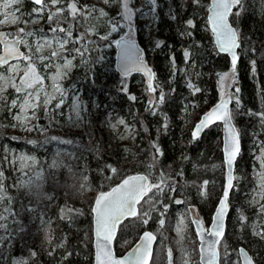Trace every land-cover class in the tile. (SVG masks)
Returning <instances> with one entry per match:
<instances>
[{
    "label": "trees",
    "instance_id": "16d2710c",
    "mask_svg": "<svg viewBox=\"0 0 264 264\" xmlns=\"http://www.w3.org/2000/svg\"><path fill=\"white\" fill-rule=\"evenodd\" d=\"M131 1L135 4L136 0ZM147 1L155 5V13L150 15V29L154 34L153 43H151L153 44L151 45L152 51L148 52V45L139 35L136 39L144 49L145 61L155 74L153 85L154 87L159 86L155 93L159 96L162 90L164 100L156 108L154 106L150 108L149 104L141 100V93L131 85V82L140 75L134 74L123 78L115 71L113 42L118 37L123 36L122 30L110 36L109 40L100 39L102 37L100 35H93L92 41L95 48L98 49L93 54L94 59L91 63L87 62L86 65L88 71L95 76L94 83L89 90L92 89L97 92L95 100L100 107L92 118L88 139L82 140L78 146H75V149L85 154L82 156L84 158L83 169L85 173H88L91 182L96 185L97 194L108 191L129 175L144 174L149 178V181L156 182L157 176L163 173L165 180L168 178V181H178L182 178L186 182L185 184L198 185L194 190L196 194L193 193L192 188L184 189L185 198L193 201L201 191L199 186L203 185L204 181H208L206 199L202 204H198V210L203 222L199 220L205 227H209L212 214L222 194V188H224L225 168L220 151L221 133L216 130L218 125H214L207 128L195 140L189 133L183 136L181 135L182 124L179 117L183 109L182 100L188 94H194L198 101L206 99L207 108L200 113L201 115L220 99L219 76L222 73L231 72L230 60L225 54L218 53L215 49L212 34L209 36L208 43L205 44V37L198 29L199 21L196 13L199 8L197 5L191 3L190 7L182 12L178 0H167L160 5L158 0ZM24 3L27 9H32L34 6L28 0H24ZM235 11L234 9L233 12ZM188 21H192L194 26H190ZM229 21L238 31L240 38L236 77L235 81H231L230 86L232 91V120L239 132L241 144V152L234 167V177L236 174L243 175L245 173L247 179L252 161L251 157L245 153L246 139L249 133H253L261 142H264V125L258 116L250 114L264 111V80L260 73V58L264 50V11L257 9L256 0H243V8L240 10V14L238 16L231 15ZM184 31L190 37L186 41L180 36ZM106 44L108 45V55L104 56L100 48ZM179 46H182V49L189 47L193 51L199 52L204 58V61L199 63L205 70L203 72L212 73L214 76L213 82L210 78L204 79L198 84L199 92H194L188 85L182 87L180 80L176 77L177 74L174 73L177 64L181 62L183 57V55H179L182 49L179 52L176 51ZM169 48H171L173 60H176L173 69L168 67L172 59L167 54ZM241 48L246 51L245 55H243ZM102 55L105 59L103 66L105 65L106 72L98 73L94 69L97 66L95 62L101 61ZM251 71L253 74L250 73ZM75 73L72 75L74 80L78 78L81 81L87 80L80 73ZM89 84L91 85V83ZM237 87L239 88L238 93L235 91ZM85 91L87 92L86 88ZM130 96H134L136 99L132 100L129 98ZM237 98L240 102L239 107L235 103ZM113 109L122 114L127 112L136 120L139 128L137 142L129 147L117 143L109 133L98 128L103 114ZM199 118H196L195 121H198ZM5 138L9 143L14 142L18 149H27L30 152L28 147L33 146L30 143L12 140L9 136ZM153 144L159 148L162 154H157L156 149L152 147ZM45 147L50 148L51 141ZM41 148H43L41 145L34 144V149L41 150ZM109 166L117 171L113 173ZM246 179L245 182L248 183L237 182L238 188H236V179L234 181L235 187L229 197L231 208L229 207L222 243H227L233 252L238 251V248L242 246L255 258L256 264H264V240L259 236L250 235L246 227L247 222L240 223L241 229L239 230L233 228L232 222L230 223L233 207L239 205L237 194L250 185V181H246ZM73 181V179L67 178L63 179L62 185L60 182V184L56 183L52 186L59 200V206L56 209L58 216L56 235L58 239L62 237L66 239L63 251L52 253V250L46 249L38 235L35 234L36 230L31 222L30 209L28 211L25 209L20 200L22 196L15 195L8 184H4L7 188V195L11 197L12 202L9 206L15 214L13 216L19 220L17 228L14 230L16 237L13 249L17 259L26 262V264H93L92 215L89 207H92L95 197L86 203L79 202ZM163 193L159 197L160 202L164 201L168 190L165 189ZM141 202L138 204V215L119 225L114 241V250L118 256L126 252L137 241L136 236H133L136 231L139 235L146 230L155 234L152 223L143 225L142 219L137 220ZM65 206L77 209L79 214H74L70 221L60 219L61 209ZM161 206L159 205L160 208ZM244 213L248 217L249 209L244 210ZM157 215V211L154 210L151 214L152 221L156 219ZM157 248L155 257H153V251V264H164V253L160 247ZM67 253H71V255L68 256ZM55 254H58L59 257H56ZM57 258L60 260L59 263H57L58 261L55 262ZM1 260L0 255V264H2Z\"/></svg>",
    "mask_w": 264,
    "mask_h": 264
},
{
    "label": "rangeland",
    "instance_id": "374dc122",
    "mask_svg": "<svg viewBox=\"0 0 264 264\" xmlns=\"http://www.w3.org/2000/svg\"><path fill=\"white\" fill-rule=\"evenodd\" d=\"M167 0H158L159 5ZM81 3L94 5L97 9H104L107 12L106 16H99L98 13H94L92 17L89 18L87 26L94 29L95 35L106 36L107 39H110V36L115 34L117 31L122 30L123 36H129L136 39L138 35L141 39L148 45V52L152 51L151 43H153L154 34L151 32L150 26V15L155 13V5L147 0H136L133 4L130 0L129 7L132 9L131 20H124L122 18V6L113 3L111 5H105L103 0H81ZM178 3L181 5V10L186 11L192 0H178ZM210 0H200V4L197 5L199 11H197V20L199 21V32L202 33L205 37V44L211 36V32L208 27V22L206 20L207 8ZM22 12L24 13L23 19L31 20L32 17L29 16L31 9L26 8V4L23 2L20 5ZM134 7V8H133ZM256 7L259 11H264V0H256ZM45 23V24H43ZM99 25V28H98ZM23 25L16 26H0V31L11 33L10 37H15L17 28ZM115 30L113 31V27ZM40 29H44L45 33H48V25L46 20H40L36 24H29L26 27V31H32L35 35L28 38L29 42L33 45L39 40L42 33ZM50 36L51 34L48 33ZM183 40L189 39V34L185 31L180 34ZM93 36L90 37L92 40ZM115 41V40H114ZM150 41V42H149ZM114 45V42H113ZM24 53L27 54L29 49L23 47ZM89 52L85 53L83 60L80 57H77L73 63L76 65L67 78L62 81V86L66 89V95L64 97V103L60 109L52 111L56 101L52 102V105L49 106L47 113L43 108L37 110L36 115L37 119L32 123L37 125L32 131H25L20 127H11V124L14 123L12 116L9 114L6 107L3 104H0V171L4 173V184L7 183L9 188L14 192V194H19L21 201L25 206V209H31V222L35 226V234L38 235L40 241L43 243L46 249L52 250V252L63 251V247L66 243L65 237L58 239L56 235V224L58 222L56 209L58 208V196L56 191L53 189V185L63 181V179L71 178L73 183H75V193L79 198V202L86 203L91 198L93 199L97 194L96 185L93 184L89 178L88 173L84 171V158L83 154L79 150L75 149V146H78L82 140H87L88 135L90 134L91 121L92 118L96 115L97 110L99 109V103L95 100L97 92L89 88L93 85L95 76L88 71L86 63H91L94 59L93 54L96 52L95 44H88ZM103 55H108V45L101 47ZM182 49V46L177 47V52ZM243 49V55L246 51ZM188 52L189 55L186 58L184 53ZM239 53V52H238ZM47 54V50H45ZM92 54V55H91ZM167 54L170 56V69L175 66L176 60H173L171 48L167 51ZM91 55V56H89ZM102 55L101 61L95 62L97 66L94 67L98 73L106 72L105 59ZM180 56L183 55L181 62L177 64L176 71H174L178 80H180L181 86L186 87L189 83L198 86L201 81L204 79L208 80L211 78L213 82L214 76L212 73L203 72L205 71L201 64L204 61V58L201 57L199 52L193 51L189 47H184L180 51ZM89 57V58H87ZM261 66L260 73L264 80V50L261 56ZM12 63H19L21 67L24 66L23 61H15ZM60 63V61H56ZM93 64V63H92ZM94 66V64H93ZM42 71H44L46 76H51L55 73V68L44 69L43 65H38ZM252 70H254L252 68ZM0 72H3L0 69ZM80 73L82 76L86 77L87 80L81 81L80 78L74 80L72 75L74 73ZM75 73V74H76ZM204 73V74H203ZM253 74V71L250 72ZM225 74V73H222ZM221 74V75H222ZM78 75V74H77ZM18 81V77L16 78ZM87 81V84H86ZM200 81V82H199ZM220 82V80H219ZM91 83V85L89 84ZM46 84H51L50 80H46ZM131 85L136 88V91L141 93V100H144L146 104H149V101H155V98L158 96L155 92H149L146 90L147 84L142 77L138 76L131 82ZM231 80H226L223 82V86L220 82V98H230L232 103L231 95ZM87 89V92L85 91ZM199 88V86H198ZM200 89V88H199ZM90 91V92H89ZM8 98L9 102L13 99H16V93L12 88L4 93ZM91 97V98H89ZM140 100V101H141ZM80 104V117L81 119H76V114L73 111V106L77 103ZM183 109L180 114V121L182 124L181 135L189 133L191 135L194 125L197 121L196 118L201 116L200 113L206 110L207 101L206 99L198 101L195 98L194 94L186 95V98L182 100ZM159 103H153L152 106L155 108ZM13 111H16L13 109ZM124 120L125 125L128 126L127 131L125 130V125H119L117 122L119 120ZM112 125H117L116 128H113ZM218 127L216 130L221 133V126L217 124ZM98 128L106 133H109L117 143L129 147L137 142L138 138V125L134 116H129L126 112L125 114L118 113L116 109L108 110L103 114L102 120L100 121ZM123 134L126 138H121ZM11 137L12 140L21 141L30 143L33 145L27 149H18L14 142H7L5 137ZM192 136V135H191ZM55 137L56 139H53ZM51 141V147H45L48 142ZM55 141V143H52ZM71 141V143H68ZM34 142V143H33ZM246 154L251 157V168L246 179V174L235 175L236 185L238 183H248L250 185L246 188L239 191L238 195V204L233 207L232 216L230 217V223L232 222L233 228L236 230L240 228L239 217L241 214L245 215L244 210L249 209V216L247 217V229L251 236H253L256 231H264V228L261 227L264 224V217H262L257 212L259 205H254L250 203L253 196L255 195L253 189L256 188L257 178L256 170L259 169V161L256 157L260 154V149L258 144L261 143L259 138L253 133H249L246 139ZM46 143V144H45ZM34 144L38 146L41 145V150L34 149ZM220 151H221V138H220ZM19 155H26L35 158V163L29 162L30 166L24 170L19 169V164L13 166L9 161L16 160ZM7 157V159H5ZM78 158V159H77ZM80 158V159H79ZM126 158V157H125ZM58 162L61 166L58 168H53V162ZM84 177H87V180H84ZM159 177V176H157ZM168 184H174L176 191L171 192L168 187H165L168 190L166 193L164 201L160 202L159 197L164 194L158 193L153 196L152 200L148 203L144 201L139 205V217L138 221L146 219L147 223L144 222L143 225H148L152 223V228L155 229L156 242L154 245V256H156L157 247H160L162 253H164L163 263L168 264V251L171 250L173 255V264H183L184 260H188L189 264H199V253H198V240L196 233L193 227V220L200 219L203 222L202 217L199 214L198 204H202L207 195H201V191H197V197L193 201H189L185 198V192L188 188H192L193 193L198 185L196 184H185L186 182L182 178L178 181H168ZM151 183H156L151 181ZM63 182L61 183V185ZM85 184L86 186L81 189L80 185ZM35 185H41V191L46 194V196L51 197V199H45L43 197L38 198L35 193ZM224 187V186H223ZM238 188V185L236 186ZM198 189V188H197ZM223 189V188H222ZM31 190V191H30ZM239 190V189H238ZM223 191V190H222ZM196 194V193H195ZM150 196L153 194L150 193ZM146 198L145 200H147ZM183 200L185 203L176 204L174 200ZM197 203H196V202ZM19 203V202H18ZM5 204H7L5 202ZM22 204V205H23ZM159 205H162L161 208ZM165 205L167 209L165 210ZM28 207V208H27ZM230 207V206H229ZM91 209V207H89ZM231 208V207H230ZM157 211V216L154 221L151 217L153 211ZM144 213H148L147 216ZM156 213V212H155ZM8 215V220L3 223L7 224V231L0 229V237H6L3 240V243H0V255L2 264H18L19 259L16 258V253L14 252L15 237L14 230L17 228L19 221L13 215ZM183 218L184 224L181 226L183 228L182 233H178L177 227L179 221ZM164 220L163 226L160 224V220ZM208 228V227H206ZM130 234V233H129ZM51 238L49 242L46 237ZM133 236H136V239L139 238L137 231L133 233ZM256 236V235H255ZM129 241V240H128ZM127 242V241H126ZM56 244V245H55ZM63 244V247H58L57 245ZM55 245V246H54ZM227 249L228 253V264H235V261L238 259V251L233 252L227 243H222L220 252L222 255L221 264H223V252L224 249ZM93 249V248H92ZM57 257L58 254H55ZM59 257V256H58ZM59 258L55 259V262L59 263ZM154 263L152 258L151 264ZM56 264V263H54Z\"/></svg>",
    "mask_w": 264,
    "mask_h": 264
},
{
    "label": "snow or ice",
    "instance_id": "6c2138e0",
    "mask_svg": "<svg viewBox=\"0 0 264 264\" xmlns=\"http://www.w3.org/2000/svg\"><path fill=\"white\" fill-rule=\"evenodd\" d=\"M24 0H0V26H16L23 25L17 28L15 37L10 39L12 35L7 32H0V46L3 48V55H0V104L7 108L9 114L12 116L14 123L11 127H20L25 131H32L37 125L32 122L37 119L36 112L38 109L43 108L45 112L49 110V106L53 101H56L52 111L60 109L64 103L66 89L62 86V81L67 78L68 74L76 65L73 61L80 57L83 60L85 53L89 52L88 44L93 43L90 39L95 35L94 29L87 26L89 18L94 13L99 16H106L107 12L104 9H97L94 5L81 3V0H29L34 5L29 13L32 17L31 20L23 19L24 13L20 5ZM105 5L117 3L122 6V18L124 20H131L132 9L129 7L130 0H103ZM195 5L200 4V0H192ZM243 8V0H212V5L209 8L211 15L209 20L212 24V30L216 34L218 49L220 52L227 53L231 56V72L219 76L221 85L226 80L235 81L236 65L239 59L237 49L240 48V38L238 31L229 24V17L231 15H239L240 10ZM236 10L233 12V10ZM40 20H46L48 25V33L44 29H40L42 35L35 45L31 44L28 38L33 37L35 34L32 31H26L29 24H36ZM190 26H194L192 21H188ZM115 30V26L112 29ZM100 39H107L106 36ZM120 44L119 41H117ZM21 46L29 49L25 54L22 52ZM159 46V45H157ZM47 50V54H45ZM187 58L189 53H184ZM123 59H124V72L125 75L132 70L143 71L147 77V90L155 92L158 85L154 87L153 80L155 74L148 68L143 61L142 55L138 54L135 45L125 43L123 45ZM23 61L24 66L21 67L19 63H10L11 61ZM60 61V63H56ZM43 65L44 69L55 68V73L51 76H46L44 71L38 67ZM18 77V81L17 78ZM46 80H50L51 84H46ZM188 87L193 89L194 92H199L200 89L189 83ZM12 88L16 93V99L9 102L4 93ZM235 91L238 93L239 88ZM132 100L134 96L129 97ZM231 99V97L229 98ZM164 95L161 90L159 96L155 101H149L150 108L153 103H162ZM236 106L239 107V99L235 100ZM229 100H221L212 110L205 114L200 123L192 132L193 139H197L201 131L212 123L220 121L223 123L226 130V139L224 146L225 153V166L227 168L226 183L223 189L222 198L213 217L211 228L205 230L202 227V222L199 220L193 221L197 227V236L199 238V264H221L222 255L220 248L222 247V239L224 233V219L229 210V193L235 187L233 176V169L237 157L240 155V138L239 132L232 124V112L228 107ZM15 109L16 111H13ZM73 111L76 114V119L80 117V104L77 103L73 106ZM251 115L258 116L262 125H264V111L259 113H250ZM119 125H125L124 120L117 122ZM117 125H112L116 128ZM128 126L125 125L127 131ZM147 131V129H145ZM121 138H126L121 134ZM53 139H56L53 137ZM34 143V142H33ZM71 143V141H68ZM157 154L160 153L159 148L153 144ZM260 154L256 157L259 161V169L256 170L257 185L253 189L255 195L250 203L259 205L257 208L258 214L264 217V142L258 144ZM7 159V157H5ZM155 159V157H154ZM35 163V158L26 155H19L16 160L9 161L13 166L19 164V169L22 171L30 166L29 162ZM61 165L54 161L52 167L58 168ZM115 173L117 170L111 168ZM87 180V177H84ZM208 181H204L200 185L201 195H206ZM86 185L81 184L83 189ZM41 185H35V195L40 198L51 199L46 196L40 189ZM165 187L171 192H175L174 184H168L164 179L163 173L157 178L156 183H151L147 176L134 175L123 179L122 183L117 187L112 188L108 192H102L95 199L92 207V212L95 215V236H96V264H148L151 257V242L155 240V236L151 233H145L141 238V243L138 244L129 257L125 259H117L112 255L111 243L115 238L118 225L122 220L129 216H137L136 205L141 201L148 203L152 200L153 196L162 193ZM31 191V190H30ZM149 193L153 195L150 196ZM148 198L145 200V198ZM5 201L8 203L5 204ZM11 197L7 195V188L4 185V173L0 171V229L7 231V224L3 223L8 220V215H15L12 212ZM176 204L185 203L183 200H174ZM167 206L165 205V210ZM31 210V209H30ZM74 214H79L78 210L65 206L61 209L60 219L71 220ZM145 216L148 213H144ZM239 221L244 224L247 218L241 214ZM19 223V221H15ZM145 224L147 220L143 221ZM161 226L164 220H160ZM184 224L183 218L179 221L177 227L178 233H182ZM264 228V224L261 225ZM23 230V229H21ZM264 240V231H256L253 233ZM211 237L212 239H208ZM6 237H0V243ZM51 242V238L46 237ZM63 247V244L57 245ZM51 254V253H50ZM35 255V253H32ZM68 256L71 253H67ZM227 249L223 252V264H228ZM67 258V257H65ZM18 264H26L24 261ZM168 264H173V255L171 250L168 251ZM183 264H189L188 260H184ZM235 264H255V258L248 254L245 249L238 250V259Z\"/></svg>",
    "mask_w": 264,
    "mask_h": 264
},
{
    "label": "water",
    "instance_id": "95a60500",
    "mask_svg": "<svg viewBox=\"0 0 264 264\" xmlns=\"http://www.w3.org/2000/svg\"><path fill=\"white\" fill-rule=\"evenodd\" d=\"M28 1H29V0H28ZM211 5H212V0H210L209 6H208V8H207V17H206V18H207V22H208L209 30H210V32H211V34H212V36H213L214 47H215V49L218 51V53L225 54V55L229 58L230 63H231V56L228 55L227 53L220 52L219 49H218L217 37H216V34H215V33L213 32V30H212V24H211V22H210V20H209V16L211 15V13L209 12V8L211 7ZM229 24L232 26V24L230 23V21H229ZM232 27H233V26H232ZM233 28H234V27H233ZM0 32H4V31H0ZM9 38L12 39V38H14V37H9ZM117 41H119L120 44H118ZM125 43H131V44H134V45H135V48H136V50H137V52H138V54H141V55H142V58H143L144 64H145L148 68H150V66L148 65V63H147V62L145 61V59H144V49H143V47L139 44L138 40H136V39H134V38H131V37H129V36H120V37H118V38L114 41V50H115V55H114V60H115V62H114V65H115V71H116L121 77H123V78H127V77H129V76H131V75H134V74L140 75V76L143 77L145 83L147 84V83H148V81H147V77L145 76V74H144L143 71L132 70V71L128 72L127 75H125V72H124V59H123V45H124ZM20 50H21L22 52H24L22 46H21V49H20ZM236 51H237V53H238V49H237ZM0 55H3V48H2V46H0ZM12 62H15V60H14V61H11L10 63H12ZM150 69H151V68H150ZM151 70H152V69H151ZM152 72H153V71H152ZM221 100H229V99H228V98H220V99H219V100H218V101H217L212 107L209 108L208 111H206L204 114H202V115L200 116L199 120L196 122V124L194 125V128H193V129L196 128V125L200 123L201 119L205 116V114L208 113L210 110H212V109H213L218 103L221 102ZM228 107H229V110L231 111V103H230V100H229ZM216 123L220 124V126H221V143H222V144H221V152H222V160H223V164H224V167H225V183H226L227 168H226V166H225V153H224V146H225V139H226V130H225L224 125H223L222 122L217 121ZM212 124H215V123H212ZM212 124H210V125H212ZM232 124H233V126L235 127V125H234V123H233V120H232ZM210 125H209V126H210ZM209 126H208V127H209ZM206 128H207V127H206ZM206 128H204V129L201 131V133L199 134V136L203 133V131H204ZM235 128H236V127H235ZM199 136H198V137H199ZM240 148H241V144H240ZM236 160H237V159H236ZM235 163H236V161H235ZM234 166H235V165H234ZM233 173H234V169H233ZM134 175H143V176H145L144 174H133V175H129V176H134ZM129 176H127V177H129ZM127 177H125V178H127ZM125 178H124V179H125ZM122 181H123V179H122L118 184H116L115 186L111 187L108 191H110L112 188L117 187L118 185H120V184L122 183ZM225 183H224V184H225ZM224 187H225V185H224ZM108 191H106V192H108ZM99 194H100V193H98V194L95 196L94 201H95V199L99 196ZM229 194H230V193H229ZM222 195H223V194H222ZM222 195L220 196L219 201H220V199L222 198ZM94 201H93L92 207H93V205H94ZM219 201H218V204H217V206H216V208H215V210H214V213H213V215H212L211 223H210V225H209V228H211V226H212V223H213V217H214L215 212H216V210H217V207H218V205H219ZM92 207H91V215H92V238H93V241H92V248H93V264H96V251H97V249H96V246H95V242H96V236H95V215H94V213L92 212ZM136 210H137V212H138V204L136 205ZM228 211H229V210H228ZM227 214H228V212H227ZM130 218H133V216H129V217L124 218L120 224H122L125 220L130 219ZM226 218H227V215L225 216V219H224V233H225ZM196 220H197V219H195L194 221H196ZM120 224H119V225H120ZM119 225H118V227H119ZM193 226H194V230H195V233H196V236H197V227H196V225H195L194 223H193ZM202 227H203V229H205V227H204L203 224H202ZM209 228H208V229H209ZM205 230H206V229H205ZM146 232H147V233H151V232H149V231H146ZM146 232H144V233L138 238V240H137V241H136V242H135V243H134V244H133V245H132L127 251H126V252H124L122 255L118 256V255H116L115 250H114V241H115V238H116L117 233H118V228H117L115 238L113 239V241H112V243H111V251H112V255H113L115 258H117V259H125V258L129 257V254L132 252V250H133L138 244L141 243V238L144 236V234H145ZM224 233H223V236H224ZM151 234H152V233H151ZM154 236H155V235H154ZM197 239H198V243H199V238H198V236H197ZM208 239H212V238H211V237H208ZM155 242H156V236H155V240H153V241L151 242V257H150V259H149V261H148V264H150V263H151V260H152V255H153V250H154ZM240 248H243V247H239L238 250H239ZM243 249H244V248H243ZM245 251H246V250H245ZM198 253H199V245H198ZM248 254H249V253H248ZM199 261H200V255H199ZM255 264H256V263H255Z\"/></svg>",
    "mask_w": 264,
    "mask_h": 264
},
{
    "label": "bare ground",
    "instance_id": "6f19581e",
    "mask_svg": "<svg viewBox=\"0 0 264 264\" xmlns=\"http://www.w3.org/2000/svg\"><path fill=\"white\" fill-rule=\"evenodd\" d=\"M115 40H116V39H115ZM113 46H114V45H113ZM238 50H239V48H238ZM114 51H115V50H114ZM114 62H115V60H114ZM230 64H231V63H230ZM114 68H115V65H114ZM229 100H230V99H229ZM230 103H231V101H230ZM211 107H212V106H211ZM208 110H209V109H208ZM208 110H207V111H208ZM217 124H218V123L212 124V125H210L209 127L214 126V125H217ZM219 125H220V124H219ZM209 127H207V128H209ZM207 128H206V129H207ZM206 129H205V130H206ZM193 130H194V129H193ZM193 130H192V132H193ZM205 130H204V131H205ZM204 131H203V133H204ZM203 133H202V134H203ZM202 134H201V135H202ZM191 135H192V133H191ZM201 135H200V136H201ZM200 136H199V137H200ZM199 137H198V138H199ZM192 138H193V137H192ZM221 144H222V143H221ZM240 149H241V148H240ZM240 152H241V150H240ZM237 159H238V157H237ZM236 161H237V160H236ZM235 164H236V163H235ZM234 167H235V166H234ZM224 168H225V167H224ZM233 176H234V173H233ZM234 181H235V180H234ZM224 183H225V178H224ZM224 185H225V184H224ZM223 189H224V188H223ZM231 191H232V190H231ZM231 191H230V194H231ZM222 194H223V191H222ZM222 194H221V195H222ZM230 194H229V197H230ZM228 212H229V211H228ZM213 213H214V212H213ZM212 215H213V214H212ZM227 215H228V214H227ZM133 218H134V217H133ZM211 218H212V217H211ZM130 219H131V218H130ZM194 220H195V219H194ZM194 220H193V221H194ZM197 220H199V219H197ZM199 221H200V220H199ZM226 221H227V218H226ZM202 224H203V223H202ZM193 227H194V226H193ZM204 227H205V226H204ZM225 227H226V224H225ZM208 228H209V227H208ZM208 228L205 227L206 230H207ZM146 231H149V230H146ZM146 231H144V232H146ZM194 231H195V230H194ZM144 232H142V233L140 234V236H141ZM149 232H151V231H149ZM151 233H152L153 235H155L153 232H151ZM140 236H139V237H140ZM137 240H138V239H137ZM197 240H198V239H197ZM198 245H199V243H198ZM241 247H242V246H241ZM243 248H244V247H243ZM244 249H245V248H244ZM245 250H246V249H245ZM246 251H247V250H246ZM247 252H248V251H247ZM248 253H249V252H248ZM249 255H250V254H249Z\"/></svg>",
    "mask_w": 264,
    "mask_h": 264
}]
</instances>
